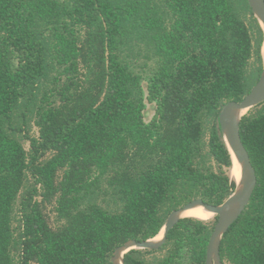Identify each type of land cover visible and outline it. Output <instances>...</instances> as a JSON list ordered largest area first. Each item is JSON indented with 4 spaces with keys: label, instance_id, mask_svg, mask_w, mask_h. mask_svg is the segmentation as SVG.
Returning <instances> with one entry per match:
<instances>
[{
    "label": "trees",
    "instance_id": "16d2710c",
    "mask_svg": "<svg viewBox=\"0 0 264 264\" xmlns=\"http://www.w3.org/2000/svg\"><path fill=\"white\" fill-rule=\"evenodd\" d=\"M263 43L248 0H0V264H113L187 202L222 204L219 114L258 82ZM240 134L257 185L220 254L264 264V101ZM217 218L124 264H206Z\"/></svg>",
    "mask_w": 264,
    "mask_h": 264
},
{
    "label": "water",
    "instance_id": "95a60500",
    "mask_svg": "<svg viewBox=\"0 0 264 264\" xmlns=\"http://www.w3.org/2000/svg\"><path fill=\"white\" fill-rule=\"evenodd\" d=\"M249 5L264 29V0H248ZM264 44V43H263ZM264 101V70L258 82L251 91L240 101H230L221 110L219 122L224 135V140L232 155H236L241 165L242 181L237 182L234 192L222 204H209L201 198L193 199L182 207L173 210L164 225V234L160 240L150 238L142 241L130 239L118 246L111 258L113 264H124V256L132 249H159L167 240L169 231L179 222L182 212L194 206L201 205L206 210L213 212L218 218L210 236L206 264H223L220 246L222 238L230 226L241 216L247 208L257 185L256 171L252 165L250 155L240 134V122L247 111ZM162 228V229H163Z\"/></svg>",
    "mask_w": 264,
    "mask_h": 264
},
{
    "label": "bare ground",
    "instance_id": "6f19581e",
    "mask_svg": "<svg viewBox=\"0 0 264 264\" xmlns=\"http://www.w3.org/2000/svg\"><path fill=\"white\" fill-rule=\"evenodd\" d=\"M262 54H263V59H264V44L262 46ZM232 176L237 180V182L240 183L242 181L241 165L239 163L238 158L234 154H233ZM182 216L196 217V218H200L204 220H209V219H212L215 216V214L209 210H206L203 206L197 205V206H194L190 209L183 211ZM163 234H164V228L157 235L155 240H160L163 237Z\"/></svg>",
    "mask_w": 264,
    "mask_h": 264
},
{
    "label": "rangeland",
    "instance_id": "374dc122",
    "mask_svg": "<svg viewBox=\"0 0 264 264\" xmlns=\"http://www.w3.org/2000/svg\"><path fill=\"white\" fill-rule=\"evenodd\" d=\"M36 132V131H35ZM26 146H28V143H26ZM231 176H232V171H231ZM234 178V177H233ZM54 216V215H53ZM53 216H52V218H53ZM215 218H216V215L212 218V219H210V221H214L215 220ZM163 254V252H157V253H154L153 255H162ZM149 256H152V255H149Z\"/></svg>",
    "mask_w": 264,
    "mask_h": 264
}]
</instances>
